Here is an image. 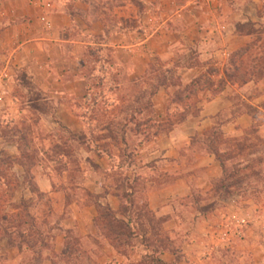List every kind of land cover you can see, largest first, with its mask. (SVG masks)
I'll return each mask as SVG.
<instances>
[{
	"label": "crops",
	"instance_id": "0c3cea01",
	"mask_svg": "<svg viewBox=\"0 0 264 264\" xmlns=\"http://www.w3.org/2000/svg\"><path fill=\"white\" fill-rule=\"evenodd\" d=\"M263 2L120 0L115 4L112 0H0L3 8L0 11V99L7 97L16 114L25 111L18 108V98L7 90L8 83L15 82L11 72L23 71L41 96L55 107L54 118L44 115L40 119L49 128L60 124L73 134L82 133L85 118L80 115L79 105L89 99V94L81 70L89 50L97 53L101 67L114 74L124 73L131 81L146 77L154 62L161 63L160 72L166 76L176 73L180 83L166 84L152 97V122L157 125L173 120L188 108V104L183 106L175 101L178 93L203 78L214 83L212 88L197 91L193 98L194 114L170 130L162 129L153 139L139 141L135 161L126 169L128 176L143 182L149 210L156 216L167 217L163 225L169 232L168 227L177 228L182 224L176 214L181 208L178 204L196 195H211L222 178L221 165L207 141L209 134L219 129L224 138H238L254 124L247 108L236 105L234 97L239 94V88L242 92L255 82L242 87L227 84L220 91L215 89L216 83L224 78L231 56L250 43L251 36L240 33L238 26L264 20L259 15ZM108 53L112 61H108ZM210 70L215 72L211 74ZM118 88L109 89L107 94H116ZM241 98L249 104L243 95ZM96 160L100 168L105 164V157L96 156ZM45 185L40 189L43 192H47ZM86 188L96 195L103 191L99 183H91ZM109 200V206L117 211L121 205L119 199ZM201 203L203 207L205 203ZM247 206L239 209L250 212L260 207L255 202H248ZM213 209L217 210V206ZM76 210V219L66 228L82 231L86 226L92 227L95 207L77 206ZM203 220L196 219V224ZM260 224L264 233V220ZM209 235V242L214 244V237ZM205 237L209 239L207 234ZM222 237H228L229 242V238L237 240L239 233L223 231ZM206 239H192L184 244L180 249L183 258L201 264L211 261L215 249ZM167 256L171 259L164 258ZM234 258L239 261L237 252ZM161 259L171 263L175 257L167 252ZM249 264L259 262L252 259Z\"/></svg>",
	"mask_w": 264,
	"mask_h": 264
},
{
	"label": "rangeland",
	"instance_id": "374dc122",
	"mask_svg": "<svg viewBox=\"0 0 264 264\" xmlns=\"http://www.w3.org/2000/svg\"><path fill=\"white\" fill-rule=\"evenodd\" d=\"M112 1L120 3V0ZM164 6L166 8L167 4ZM2 9L0 7V11ZM259 15L264 16V2ZM238 29L240 33L251 36L250 43H264V20L239 25ZM106 55L108 61H112V55ZM85 57L84 69L90 78L92 98L79 105L80 115L85 118L82 133L88 139L89 134H93L94 143L107 150L110 159L105 157L101 168L97 155L88 145L80 146L74 138L75 135L81 138L79 134H73L63 126L49 128L40 119L41 115L28 107L37 90L31 88L28 91L17 82L23 74L21 71L11 72L15 82L10 81L7 90L18 98V108L25 111L16 114L7 97L0 99V264H148L145 255L158 256L153 249L147 251L140 238L128 239L115 232L125 230L128 233L114 222V219H123L127 214L124 213L128 208L125 201L123 208L117 210L120 215L104 216L106 207L112 209L109 199L116 197L113 180L118 182L125 176L129 177L126 156L131 155L135 161L139 141L144 139L134 133V124L138 119L128 123L132 111L146 103V99H141L143 88L138 83L133 84L124 73H118L122 78H114V72H108L99 65V56L89 57L87 53ZM161 69V63L154 62L149 71L153 76ZM108 73L110 76H107ZM111 79H116L119 84L116 97L107 95ZM234 102L247 108L254 124L238 138L223 137L225 145L218 148L225 159L230 158L226 163L227 172L233 171L232 178L226 182L229 190L205 197L196 195L194 199L179 203L181 208L175 212L182 224L177 228L168 227L169 232L163 225L167 219L164 215H155L153 225L146 222L149 217L144 214L143 182L138 184L133 207H129L130 219L141 221L140 228L128 223L129 229L135 230L136 234L141 231L152 235L165 233L179 253L178 264H201L200 261L183 258L180 249L189 240H205L206 234L214 237V244L209 242L210 237L206 240L215 251L211 261L203 264H249L252 259L264 264V233L260 224V220H264V81L250 84L242 92L239 88ZM251 103L256 107H252ZM190 104L194 105L193 99ZM51 106L48 103V107ZM110 106L113 108L108 110ZM108 124L111 126L109 132L104 130ZM122 139L127 141L126 146ZM91 183L101 184L103 191L100 195L87 190L86 185ZM44 185L47 192L40 190ZM193 200L200 202L199 206L203 205L201 202L205 203L203 208H207H204V213H200L197 206L189 205ZM248 202H255L261 208L241 211V208L248 207ZM211 203L217 206V210L208 208ZM98 205L101 210H97ZM77 206L95 207L96 217L92 227L86 226L82 231L66 228L76 219ZM199 218L206 221L197 225L196 219ZM223 231L228 234L238 231L239 238H229L227 242L228 237L221 238ZM85 232L90 234L83 236ZM158 251L160 254L161 250ZM235 252L239 255L237 262ZM164 258L171 259L170 256Z\"/></svg>",
	"mask_w": 264,
	"mask_h": 264
},
{
	"label": "trees",
	"instance_id": "16d2710c",
	"mask_svg": "<svg viewBox=\"0 0 264 264\" xmlns=\"http://www.w3.org/2000/svg\"><path fill=\"white\" fill-rule=\"evenodd\" d=\"M258 44H259L258 42L249 43L245 49L231 56L230 62L224 70L223 80H220L219 82L216 83V89H215L216 91L222 90L227 84L237 85L239 87H242V86L247 85L250 82L256 83L259 81H264V43H260L259 45ZM88 55L89 57H93L94 55H97V53L94 50H89ZM85 64H86V61L84 60V66ZM84 66H83V69L81 70V75L83 79L86 81L87 92L89 94V98L91 99L92 93H91V86H90V78H89V75L87 74L88 72L84 69ZM21 72L23 74L21 77L17 79V82L21 83V86L26 88L28 91H30L31 88H36L32 84V82L28 79L27 75L23 71ZM214 72H215L214 70L209 71V73L211 74ZM118 75H119L118 73H115L114 78L120 77ZM107 76H110V73H108ZM109 83H110V90H113L114 88H118L119 86V84L116 83V79L109 80ZM132 83L133 84L138 83L139 87L143 88L142 89L143 95L141 99H146V103L145 105L140 106L138 109L132 111L133 115L130 118V121L128 123L129 124L133 123V121L138 119V121H136V123L134 124L135 126L134 128H136V130H134V133L136 136L137 135L143 136L144 137L143 141H148L150 139H153L154 137L158 135V133L162 129L166 131L170 130L175 124H179L183 122L189 114H192V113L194 114L193 112L194 107L193 105L190 104V102L194 97H196L197 91L201 90L202 88H212V86H214V83L209 82L208 80L203 78L200 81L193 83L191 87L185 89L183 92L178 93L175 96V101L180 104H183V106L188 104L189 105V106L187 105L188 108L185 110L184 113L176 114L173 117V120L169 119L163 125H157L152 122V118L154 114L152 97L154 96V94L160 87L165 86L166 84L177 86L180 83L179 77L176 76V73H171L169 74V76H166L164 72L155 73V75L153 74L152 76L149 71L146 77L139 79V80H133ZM115 95L116 94H113L111 96L108 95V97H116ZM48 103L52 105L51 108L48 107ZM28 107L36 111L37 113H39V115L41 116H44V115L52 116L54 118V115H55L54 105L51 102L45 100L38 91H37V95L34 96L33 99L29 100ZM128 123L126 122L125 127L128 126ZM59 126L61 125L59 124ZM63 129L65 128L63 127ZM110 129H111L110 124L104 127V130L108 132L111 131ZM76 136L77 135H75L74 138L77 139V142L79 143L80 146L88 145V148L91 149L92 152L95 153L97 156L106 157L110 159V156L107 154V150L105 151V149H101L99 145H96L94 143V140L92 137L93 134L92 135L89 134V139L84 133L79 134V137L81 138H77ZM222 139H223V134L221 133V131L219 129H214L209 134L208 140H207L209 146L213 150L216 158L218 159L221 165V169H222V178L217 184H215L212 194L214 193L217 194L218 192H221V191H228L229 186L226 185V182L230 178H232L231 176L233 175V171L228 173L227 168H226V163L230 160V158L225 159L221 151L218 150L220 146L225 145V143H222L223 142ZM126 142L127 141L125 139H122V143L124 146H126L127 144ZM63 158L67 159V157L64 155H63ZM126 159L129 161V164L133 162L131 155H127ZM97 170H99V167L97 168ZM109 173L110 171L107 172L108 176H109ZM108 178L112 179L111 177H108ZM118 182L116 180H113V186H114V190L116 193L115 196L119 199L121 203L119 211L121 210V208H123L122 207L123 201L126 202V206H128V208L124 211V213H127V214L124 215L123 219H116V220L114 219V222L118 226L123 227L124 229L128 230V233H126L125 230L124 232H120V233L118 231H115V232L118 233L119 236L126 237L128 239L140 238L141 245L147 251L151 249L157 251L156 253H158V256H154L153 254L145 255V260L148 261V264H178L179 253L177 249H174L175 247L173 248L174 246L173 241L165 233L159 232L158 234L152 235V234L144 233L142 231L140 232L139 230L141 234L140 233L136 234L135 230L131 231L129 229L130 224L128 223L130 222L140 228V224H139L141 222L140 219L136 218V222L135 221L133 222V220L130 219L128 215L129 207L130 208L133 207L132 203L133 201L135 202L134 197L137 194L136 190H137L138 184L141 183L139 178L125 176L122 179V181L119 180ZM129 199L131 201H129ZM192 203L193 205L198 207L196 208L199 209L200 213H204L203 212L205 211L204 208H207V207H204V208L200 207L199 206L200 202L198 201L193 200ZM144 206H145L144 214L149 217V219H146V222L148 223V225H153V223H155L154 222L155 214L149 210L146 202ZM213 207H214L213 205H208V208L210 210L213 209ZM96 208L97 210L102 209V207L99 205ZM104 211H105L104 216L106 218L111 217L112 215H115V216L120 215L119 211H113L109 207H106ZM158 249L161 250V253H166V252L171 253L175 257V260L171 263L164 261L163 259H161V256H159L161 253L159 254ZM63 256H65L64 252H63Z\"/></svg>",
	"mask_w": 264,
	"mask_h": 264
}]
</instances>
